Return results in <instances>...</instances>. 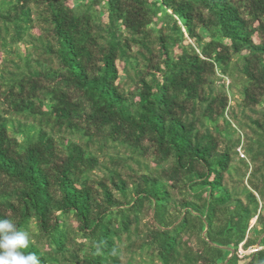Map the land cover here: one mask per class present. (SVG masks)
<instances>
[{"label": "trees", "instance_id": "1", "mask_svg": "<svg viewBox=\"0 0 264 264\" xmlns=\"http://www.w3.org/2000/svg\"><path fill=\"white\" fill-rule=\"evenodd\" d=\"M5 218L40 264H264V0H0Z\"/></svg>", "mask_w": 264, "mask_h": 264}, {"label": "clouds", "instance_id": "2", "mask_svg": "<svg viewBox=\"0 0 264 264\" xmlns=\"http://www.w3.org/2000/svg\"><path fill=\"white\" fill-rule=\"evenodd\" d=\"M31 240L13 220L0 219V264H40L34 253H26Z\"/></svg>", "mask_w": 264, "mask_h": 264}, {"label": "rangeland", "instance_id": "3", "mask_svg": "<svg viewBox=\"0 0 264 264\" xmlns=\"http://www.w3.org/2000/svg\"><path fill=\"white\" fill-rule=\"evenodd\" d=\"M254 251H251V252H249V253H253Z\"/></svg>", "mask_w": 264, "mask_h": 264}]
</instances>
